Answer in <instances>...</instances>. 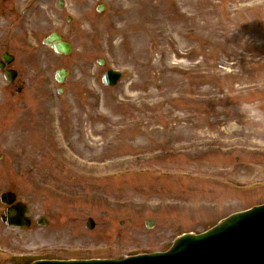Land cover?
Segmentation results:
<instances>
[{
    "label": "rangeland",
    "instance_id": "1",
    "mask_svg": "<svg viewBox=\"0 0 264 264\" xmlns=\"http://www.w3.org/2000/svg\"><path fill=\"white\" fill-rule=\"evenodd\" d=\"M14 1L18 46L0 13V56L25 85L0 71V194L48 224L0 225V264L161 252L264 203V0H105L102 15L94 0ZM50 32L68 57L41 44Z\"/></svg>",
    "mask_w": 264,
    "mask_h": 264
},
{
    "label": "water",
    "instance_id": "2",
    "mask_svg": "<svg viewBox=\"0 0 264 264\" xmlns=\"http://www.w3.org/2000/svg\"><path fill=\"white\" fill-rule=\"evenodd\" d=\"M45 44L57 54L68 55L71 51L70 46L62 43L56 35L50 36ZM5 61L9 62L8 59ZM66 75L65 71H59L57 81L63 82ZM5 78L8 81L13 79L8 73L5 74ZM118 78L117 73L108 72L104 75L103 82L113 86ZM1 200L4 204H10L14 197L5 194ZM24 213L23 207H15L13 212H8L6 223L11 226L28 227V220L23 218ZM86 227L88 229L93 227L90 220ZM257 239L259 240L255 245ZM35 264H264V207L230 216L205 234L185 235L164 254L130 258L124 261Z\"/></svg>",
    "mask_w": 264,
    "mask_h": 264
},
{
    "label": "flooded vegetation",
    "instance_id": "3",
    "mask_svg": "<svg viewBox=\"0 0 264 264\" xmlns=\"http://www.w3.org/2000/svg\"><path fill=\"white\" fill-rule=\"evenodd\" d=\"M16 2L14 0H0V13L5 18L4 24H6L5 28L8 30L9 33V41L10 45H12V48H16L18 46V42L15 41V32L14 29H17V26L15 27L16 18H15V7ZM1 43L0 45H2ZM7 44V42L5 43ZM5 211V208H0V217L3 215Z\"/></svg>",
    "mask_w": 264,
    "mask_h": 264
},
{
    "label": "bare ground",
    "instance_id": "4",
    "mask_svg": "<svg viewBox=\"0 0 264 264\" xmlns=\"http://www.w3.org/2000/svg\"><path fill=\"white\" fill-rule=\"evenodd\" d=\"M258 240H259V239H257V240L255 241V245L258 243ZM255 251H256V250H254V252H255Z\"/></svg>",
    "mask_w": 264,
    "mask_h": 264
}]
</instances>
